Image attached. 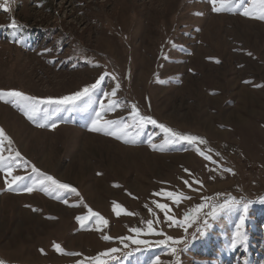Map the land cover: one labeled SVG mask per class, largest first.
Masks as SVG:
<instances>
[{
	"label": "rangeland",
	"instance_id": "1",
	"mask_svg": "<svg viewBox=\"0 0 264 264\" xmlns=\"http://www.w3.org/2000/svg\"><path fill=\"white\" fill-rule=\"evenodd\" d=\"M0 264H264V0H0Z\"/></svg>",
	"mask_w": 264,
	"mask_h": 264
}]
</instances>
